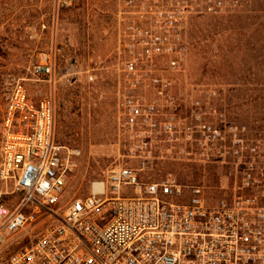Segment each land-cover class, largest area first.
Wrapping results in <instances>:
<instances>
[{
	"label": "built area",
	"instance_id": "2783aa9c",
	"mask_svg": "<svg viewBox=\"0 0 264 264\" xmlns=\"http://www.w3.org/2000/svg\"><path fill=\"white\" fill-rule=\"evenodd\" d=\"M165 12L160 29L131 26L118 47L125 75L118 135L143 166L155 141L196 142V125L169 119L157 100L141 96L168 90L164 71L152 69L155 56L181 54L176 16ZM30 72L54 85L55 50L39 52ZM54 122L51 95L12 85L0 118V252L7 248L0 264H264V148L222 146V162L231 156L233 166L217 187L173 179L143 185L134 168L117 165L92 180L85 197L64 199L81 153L55 141ZM199 145L196 154L207 157L211 146Z\"/></svg>",
	"mask_w": 264,
	"mask_h": 264
},
{
	"label": "rangeland",
	"instance_id": "374dc122",
	"mask_svg": "<svg viewBox=\"0 0 264 264\" xmlns=\"http://www.w3.org/2000/svg\"><path fill=\"white\" fill-rule=\"evenodd\" d=\"M228 1L218 0V12L203 17L202 0H0V118L17 81L33 97L52 96L55 141L81 153L64 199L85 197L89 183L117 165L134 168L143 185L173 179L217 187L233 166L231 156L222 162L224 146L241 141L264 148V18L249 19L241 0L232 8ZM166 10L176 16L174 48L181 54L155 56L152 69L164 71L168 90L141 96L157 100L169 119L196 125V142L155 141L143 166L118 135L117 93L125 87L118 47L128 42L131 26L160 29L165 21L158 12ZM50 50L59 78L54 85L30 72L37 54ZM203 141L211 151L199 158Z\"/></svg>",
	"mask_w": 264,
	"mask_h": 264
},
{
	"label": "trees",
	"instance_id": "16d2710c",
	"mask_svg": "<svg viewBox=\"0 0 264 264\" xmlns=\"http://www.w3.org/2000/svg\"><path fill=\"white\" fill-rule=\"evenodd\" d=\"M217 1L218 0H202L203 5H201L199 12L203 14H200V16H203V15L209 16L211 14L218 12V9L220 7V2L218 3ZM241 2L243 3L242 7L244 8V10H246V14L249 19L252 17H256L258 15L261 21L263 20L264 0H241ZM228 5L230 7H227V8H232L233 5L237 7L240 5V0H230L228 1ZM240 10L242 9L240 8ZM260 25L262 26L263 23L261 22Z\"/></svg>",
	"mask_w": 264,
	"mask_h": 264
}]
</instances>
